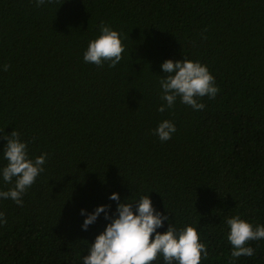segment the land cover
Returning a JSON list of instances; mask_svg holds the SVG:
<instances>
[{
  "label": "trees",
  "instance_id": "1",
  "mask_svg": "<svg viewBox=\"0 0 264 264\" xmlns=\"http://www.w3.org/2000/svg\"><path fill=\"white\" fill-rule=\"evenodd\" d=\"M102 23L125 47L115 67L83 58ZM183 58L207 65L219 92L203 110L178 97L160 112L161 65ZM166 119L176 132L161 141ZM13 130L29 158H47L23 206L0 199V264H83L109 223L101 213L84 230L86 215L115 214L114 192L149 194L170 217L159 232L195 226L200 264H264V239L232 258L226 223L264 225V0H0V191L15 182L2 177Z\"/></svg>",
  "mask_w": 264,
  "mask_h": 264
},
{
  "label": "clouds",
  "instance_id": "2",
  "mask_svg": "<svg viewBox=\"0 0 264 264\" xmlns=\"http://www.w3.org/2000/svg\"><path fill=\"white\" fill-rule=\"evenodd\" d=\"M54 2L35 0L36 6ZM124 51L121 34L102 23L100 35L90 41L83 58L98 67L105 62L109 67H115ZM161 67L167 75L160 80L161 99L166 101V105L160 106V112H164L166 107L172 108L178 97L181 103L194 110H203L205 104L198 102L199 99L205 96L214 98L219 92L215 77L200 61L167 59ZM8 68L9 65H3V71ZM154 131L161 141H167L176 132V126L166 119ZM5 139L3 155L7 164L2 169V177L5 183L15 182L12 188L0 191V199H11L18 206H23V195L44 171L47 153L35 160L29 158L27 142L22 141L20 133L15 130L5 135ZM109 199L118 202L115 214L110 212V205H100L88 213L83 222L82 228L87 230L101 213L109 220L95 242L89 244V254L83 256V264H153L158 256L163 257L165 264H200L202 256L207 257V245L201 242L195 226L189 224L177 230L170 223L166 231H157L170 217L154 208L149 194L134 201L127 198L120 201L119 193L114 192ZM85 213L86 210L82 209L81 215ZM6 223L5 214L0 212V224ZM226 223L230 228L227 239L233 247L232 258L252 256L254 249L247 245L250 241L264 239V225L254 227L239 214L229 217Z\"/></svg>",
  "mask_w": 264,
  "mask_h": 264
}]
</instances>
